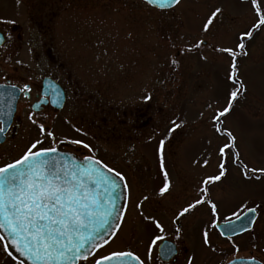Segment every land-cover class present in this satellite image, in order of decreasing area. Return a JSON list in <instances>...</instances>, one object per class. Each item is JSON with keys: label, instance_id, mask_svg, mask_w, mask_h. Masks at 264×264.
Returning a JSON list of instances; mask_svg holds the SVG:
<instances>
[{"label": "snow or ice", "instance_id": "obj_1", "mask_svg": "<svg viewBox=\"0 0 264 264\" xmlns=\"http://www.w3.org/2000/svg\"><path fill=\"white\" fill-rule=\"evenodd\" d=\"M20 2L21 0H17L18 5ZM146 3L167 10L179 5L181 0H146ZM250 7L254 15L253 23L248 30L238 34L235 47L215 49L231 57L225 79L232 85L225 105L216 109L209 117L214 137L224 139L216 149V172L205 175L200 180L195 195L173 211L171 220L173 225H179L181 218L206 206L210 220L200 231L201 246L213 253L218 249L222 250V242H213V234H216L221 240H228L234 250L232 259L222 260L220 264H264V260H258L255 255H236L240 248L233 240L234 236L247 233L251 237L252 248L259 249L264 254V247H260L264 240V228L257 231L258 222L264 221V198L241 199L228 215L221 217L218 202L211 195L212 187L223 184L227 179L229 161L239 170L244 181L258 182L264 179V167L254 168L245 163L237 146L236 136L223 126L222 120L230 114L239 96L247 91L239 79L237 58L248 55L246 41L253 37L255 31L264 28V3L261 0H250ZM222 15V8L216 7L204 21L202 31L209 32L210 26L215 27V22ZM13 23L15 21L0 18V24ZM7 39L11 40V36ZM5 41V34L0 32V46H5ZM203 44V40H197L183 51L199 50ZM171 65L176 67L179 61L173 57ZM8 87L13 92L8 93L7 111L0 115L10 118L13 111L12 100L17 99L14 93L18 91L27 98L31 88L27 83L18 89L16 85ZM56 95L59 96V92ZM3 96L0 93V100ZM42 103L43 100L32 105L33 111L27 116L37 129V135L29 141L20 156L0 163V261L8 260L10 264H153V250L156 248L158 252L155 259L158 264H178V258L183 255L180 247L183 242L182 228H175V239L180 244L164 242V224L155 216L146 215L143 206L145 202L151 204L154 199L167 198L171 194L172 182L166 170L164 145L165 140L181 124L175 120L170 121L168 135L159 141L156 149L159 172L163 177L162 186L155 190V197L145 194L134 204L143 221L151 224L160 233L150 237L142 256L131 247L112 248L118 232L122 230L131 199V185L127 178L122 172L96 158L95 150L84 140L65 137L58 141L56 133L47 123V117L36 115L41 110ZM52 103L56 104L58 101L53 100ZM7 123L10 121L0 119V138L7 132ZM73 128L77 133L87 135L82 129L75 126ZM46 143L76 145L77 152L85 149L90 154H83L81 159L71 152L61 151L56 146H45ZM211 143L210 138L209 146ZM211 155L209 152L201 167L211 165ZM157 241L161 243L157 244ZM195 260V255H189L185 264H194Z\"/></svg>", "mask_w": 264, "mask_h": 264}, {"label": "rangeland", "instance_id": "obj_2", "mask_svg": "<svg viewBox=\"0 0 264 264\" xmlns=\"http://www.w3.org/2000/svg\"><path fill=\"white\" fill-rule=\"evenodd\" d=\"M261 2L264 3V0ZM216 7L222 8V17L215 22V27L210 26L209 32L202 31L204 21ZM114 10L117 16L121 15L124 21L129 19L135 27L132 29V44L124 36L126 27L121 19L112 16L100 18L99 28L106 34L110 31V43L114 46L116 57L123 63L131 64L130 72L127 66H119L118 63L115 66L116 89L125 88L123 86L129 73L138 74L139 63L146 65L147 101L152 108L149 111L152 122L159 123L158 127L173 120L181 124L178 135H183V139L173 141L172 145L165 140L164 145L165 165L170 180H175L176 189H196L205 175L216 172V149L224 139L214 137L209 117L225 105L227 94L232 89L231 83L225 79L231 57L215 49L234 48L238 34L251 26L254 15L250 0H181L179 5L169 10L145 7L136 0H115ZM141 31L146 32L145 39ZM197 40L206 41V44L201 45L199 50L183 51ZM246 51L248 55L238 56L237 59L239 79L247 91L239 96L230 114L222 120L223 126L236 136L245 163L261 168L264 167V28L255 31L253 37L246 41ZM173 57L179 61L176 67L171 65ZM119 101L124 105L123 99L117 98V104H120ZM209 105L212 107L209 108ZM210 138L212 143L209 146ZM161 139H164L162 135L152 138L143 146L145 160L141 156L132 157L133 168L128 166V171L132 169L134 176L123 172L129 157L135 154L134 149L128 150V146L117 144L114 159H102L117 171L123 170L120 172L127 182L130 180L131 189H135V202L140 198V189L162 186L163 177L159 172L156 151ZM209 152L212 153L211 165L201 167ZM228 168V176L223 184L212 187V199L218 202L223 215H228L241 199L264 198V179L258 182L244 181L231 161ZM145 214L151 215L146 210ZM142 224V217L134 205L128 207L122 230L118 232L112 248L131 247L143 256L150 239L147 236L151 235L145 234ZM261 228H264V221L257 224V230ZM238 242L239 253L248 255L252 251L256 258L264 260V254L252 248L250 236L242 237L235 243ZM195 246L197 259H209L210 253H206L201 243L196 242ZM260 247H264V240ZM154 251L155 248L153 255ZM233 253L229 242L227 258Z\"/></svg>", "mask_w": 264, "mask_h": 264}, {"label": "flooded vegetation", "instance_id": "obj_3", "mask_svg": "<svg viewBox=\"0 0 264 264\" xmlns=\"http://www.w3.org/2000/svg\"><path fill=\"white\" fill-rule=\"evenodd\" d=\"M136 1L145 7L149 6L144 0ZM114 2L115 0H21L18 5L17 0H0V18L15 21L13 24H0V32L6 37L5 46H0V85H3L0 93L4 94L0 100V113L7 111L8 93L13 92L9 85H16L18 89L27 83L31 88L27 98L18 91L14 93L17 99L12 100L13 111L10 118L0 115V119L10 121L6 124V134L0 138V163L20 156L29 141L37 135V129L27 116L33 111L31 106L41 100L44 103L36 115L47 117V123L56 133L58 141L65 137L84 140L95 150L96 158L108 161L114 159L117 144L128 146V150L134 149L135 154L129 157L128 164L124 166L125 171L118 168L126 175L128 172L133 176L135 174L132 169L128 171V166L133 168L132 157L141 156L143 160L146 159L142 149L147 142L160 135L163 138L168 135L171 123L158 127L159 123L152 122V115L149 114L152 108L145 99V64H138L137 75L129 73L123 90L116 89L115 66L117 63L119 66H127L126 69L130 72L131 64L123 63L116 57L114 46L110 43V31L106 34L99 28L100 18L112 16L121 19L126 27L124 36L129 43H132V29L135 27L129 19L124 21L121 15H116ZM9 35L11 40L7 39ZM142 37L146 38V32H142ZM57 92L59 96L56 95ZM117 98L123 99L124 105H121L122 101L117 104ZM53 100L58 103L53 104ZM73 126L82 129L87 135L77 133ZM178 132L179 128L171 133L166 142L172 145L173 141L183 139V135H178ZM45 146H56L81 159L83 154H90L85 149L77 152L76 145L67 143H46ZM180 173L184 174L182 170ZM128 182L130 184L129 179ZM155 190L140 189V197L145 194L155 197ZM135 195V189H131L129 207L134 205ZM194 195L195 188L176 189L174 180L170 196L154 199L151 204L145 202L143 206L148 214L164 224V242L180 244L175 239V228H182L183 242L180 247L183 255L178 258V264H185L187 256L195 255V243H201L200 231L210 220L209 210L204 206L192 215L181 218L179 225L172 224L173 211ZM220 216L225 215L220 212ZM142 228L146 235L160 234L145 221ZM245 236L249 235H237L233 240L236 242ZM213 242H222V250L218 249L213 253L206 249V253H210L209 259L196 258L194 264H220L222 260L228 259L229 241L221 240L213 234ZM160 243L161 241H157V244ZM157 252L158 249L155 248L153 264H158L155 259ZM251 252L248 255H236L248 257L252 255ZM0 264L10 262L3 260Z\"/></svg>", "mask_w": 264, "mask_h": 264}, {"label": "water", "instance_id": "obj_4", "mask_svg": "<svg viewBox=\"0 0 264 264\" xmlns=\"http://www.w3.org/2000/svg\"><path fill=\"white\" fill-rule=\"evenodd\" d=\"M144 1H146V0H144ZM156 8V7H155ZM159 9V8H158ZM204 43H205V41H204Z\"/></svg>", "mask_w": 264, "mask_h": 264}]
</instances>
